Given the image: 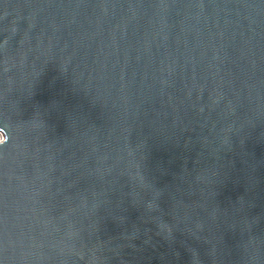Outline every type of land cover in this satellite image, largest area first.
Masks as SVG:
<instances>
[{"label": "water", "instance_id": "water-1", "mask_svg": "<svg viewBox=\"0 0 264 264\" xmlns=\"http://www.w3.org/2000/svg\"><path fill=\"white\" fill-rule=\"evenodd\" d=\"M0 264H264V0H0Z\"/></svg>", "mask_w": 264, "mask_h": 264}, {"label": "bare ground", "instance_id": "bare-ground-1", "mask_svg": "<svg viewBox=\"0 0 264 264\" xmlns=\"http://www.w3.org/2000/svg\"><path fill=\"white\" fill-rule=\"evenodd\" d=\"M2 137V134L0 133V138Z\"/></svg>", "mask_w": 264, "mask_h": 264}]
</instances>
